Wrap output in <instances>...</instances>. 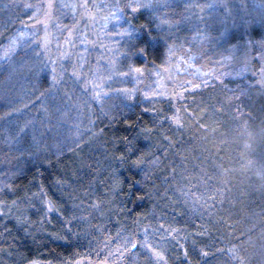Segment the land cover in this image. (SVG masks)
I'll return each mask as SVG.
<instances>
[{
  "label": "trees",
  "instance_id": "16d2710c",
  "mask_svg": "<svg viewBox=\"0 0 264 264\" xmlns=\"http://www.w3.org/2000/svg\"><path fill=\"white\" fill-rule=\"evenodd\" d=\"M17 23H0V52ZM18 54L10 66L0 59V106L11 68L17 77L27 65ZM258 81L211 76L176 101L136 98L99 126L92 152H62L46 164L16 158L24 167L0 192V264L95 258L118 238L158 224L185 233L182 264H264V85ZM20 217L28 223H18Z\"/></svg>",
  "mask_w": 264,
  "mask_h": 264
},
{
  "label": "rangeland",
  "instance_id": "374dc122",
  "mask_svg": "<svg viewBox=\"0 0 264 264\" xmlns=\"http://www.w3.org/2000/svg\"><path fill=\"white\" fill-rule=\"evenodd\" d=\"M166 2L170 7L132 12L126 5L157 0H0V23L11 28L17 20L20 24L1 46L0 59L10 66L16 62L10 56L20 51L17 60L27 63L17 77L12 67L5 82L0 192L24 167L16 158L46 164L59 161L62 152H92L102 131L99 126L123 114L136 98L176 101L199 81L230 74L257 76L264 85V0ZM25 4L43 7L34 11ZM185 4L198 7L186 10ZM164 19L181 23L165 25ZM21 31L36 42L18 41L5 57L3 52ZM146 47L153 60L137 51ZM146 91L150 100L143 96ZM128 240L141 247L125 249ZM145 243L153 245L163 261L143 248ZM184 245L182 231L164 224L144 226L107 244L95 258L80 257L71 264H182Z\"/></svg>",
  "mask_w": 264,
  "mask_h": 264
},
{
  "label": "snow or ice",
  "instance_id": "6c2138e0",
  "mask_svg": "<svg viewBox=\"0 0 264 264\" xmlns=\"http://www.w3.org/2000/svg\"><path fill=\"white\" fill-rule=\"evenodd\" d=\"M40 7H43L41 5H33V4H25V8L27 9H33L34 11ZM47 8H51L52 5L51 4H48L46 6ZM126 7H130L132 12H137V11H140L142 8H145V7H150V8H153L154 10H157V9H160V8H168L170 7L169 3L166 2V0H157V3H153V4H143V3H140V4H131V5H126ZM192 7H198L197 6H194V5H190V4H185V9H189V8H192ZM115 15V14H113ZM181 17L183 18V14L181 13L180 14ZM33 18H35L33 16ZM165 25H169V24H176L178 25L179 23H181V20H174V21H169L168 19H164L162 21ZM25 27H30L28 25H25ZM128 33V31H126L125 33H122L124 35H126ZM28 32L26 31H21L19 32V35L18 37L14 38V39H11V42L9 44V46L5 49V51L3 52V55L5 57H7L8 55H10L12 52L15 51V49L17 48L18 46V41H23L25 44H33L35 43V38L32 37L31 39L28 38ZM165 39L169 38V34L168 33H164L162 34ZM42 43L45 45V47L47 46V43H48V39H47V35L45 36L44 40L42 41ZM138 52H141V53H144L146 52L147 50L145 48H139L137 49ZM136 72H142V69L140 68H136L135 69ZM53 72H55V69H53ZM121 75H127V73H120ZM73 76L76 75V72L73 71L72 73ZM56 77L55 75L53 76V80L55 81ZM124 91H128L127 89H125ZM143 96L146 100H150L152 97L149 95V93L146 91L143 93ZM129 98H131V94H129ZM142 111L146 112V113H149L151 115L154 114V112L152 110H150L148 107H144L142 109ZM120 160H124L125 157L121 156L119 158ZM134 163H138V161L134 162ZM58 183H61L60 181H58ZM5 187H10V185H7L5 184ZM43 195V193H42ZM15 203V202H13ZM45 206L47 208V211L48 212H52L54 210V207H53V204L52 202L49 200V201H45ZM95 207V205H94ZM5 215L7 213H4ZM18 223L20 224H26L28 223V221L26 220V218H23V217H20L18 218ZM68 223H71V221H68ZM138 247H141L140 245L137 244L136 241H131V240H128L125 242L124 244V248L125 249H131V250H135L137 249ZM143 248L147 249L148 251H150L152 253V255L158 260V261H163V256L161 255V253H159L158 251L155 250V248L153 247V245L149 244V243H145L142 245ZM183 248V246H181ZM185 255H187V253L185 252ZM201 255L203 257H207L208 256V252L207 251H204L203 249H201Z\"/></svg>",
  "mask_w": 264,
  "mask_h": 264
}]
</instances>
